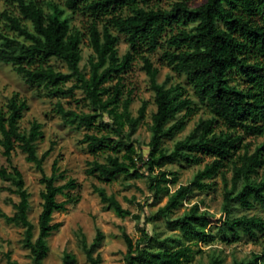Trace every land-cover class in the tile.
<instances>
[{
	"label": "trees",
	"instance_id": "1",
	"mask_svg": "<svg viewBox=\"0 0 264 264\" xmlns=\"http://www.w3.org/2000/svg\"><path fill=\"white\" fill-rule=\"evenodd\" d=\"M14 1L20 16L7 15V19L16 36L0 33V63L12 65L30 87L42 89L47 96L65 98L72 97L76 89L83 92L90 112L65 108L61 103H57L56 112L65 124L87 130L82 142L92 155H104L103 160L94 158L88 163L86 174L106 182L119 176L144 177L154 201L166 197L165 203L146 217V222L163 218L166 227L177 233L160 238L137 224L141 236L133 241L123 232L127 246L125 264H191L194 255L201 252V243L216 238L226 243L242 236L264 238V0H205L193 8L186 0L176 1L170 8L152 5L155 0H63V5L48 2L47 11L36 0ZM67 12L89 17L87 35L92 55L88 73L80 67L83 33L71 26ZM23 20L30 23L31 29ZM114 31L123 34L128 44L122 55L118 53ZM157 49L166 65L185 76L193 95L210 114L176 140L171 150L163 146L164 139L173 138L183 129L195 106L182 85L167 86V80L157 81L158 68L149 57ZM137 57L149 77L156 105L150 116L146 158L133 136L146 116L147 101L142 102L134 116L130 111L132 99L129 94L124 95L123 84V74ZM51 58L64 62L67 71L56 70L49 63ZM69 81L73 83L67 87ZM27 109L26 100L17 94L0 105V145L10 165L0 166V178L10 183L14 189H8L19 197L15 212L9 215L0 211V217L6 223L23 227L21 244L29 250L31 264H42L49 250L47 238L61 225L53 221V213L65 210L76 199L70 190L78 183L73 178L58 183L66 176L56 160L51 174L44 173L43 162L52 147L41 155L37 153V141L43 135L41 123L34 121L28 131L19 128ZM218 123L226 129L216 131ZM246 135L262 137L252 151L243 142ZM16 147L41 172L43 189L39 193L36 237L35 225L28 218L30 194L22 172L11 162ZM204 154L212 160L189 183L179 184L171 191L170 185L178 182V172L164 166L199 164ZM217 175L223 182L220 215L201 210L199 203H193L172 217L194 190H212L215 183L205 180ZM92 189L104 209H111L120 217L140 219V214L123 207L116 195L103 186L93 184ZM58 195L66 198L59 201ZM234 203L244 209L259 208L261 214L232 216ZM102 239L100 230L91 244L84 235L80 237V246L90 264L101 263L100 254L95 251ZM75 262L74 254L67 253L62 264ZM6 263L18 264L9 252ZM208 264H222V259L214 256ZM231 264H264V242L260 252L234 259Z\"/></svg>",
	"mask_w": 264,
	"mask_h": 264
},
{
	"label": "rangeland",
	"instance_id": "2",
	"mask_svg": "<svg viewBox=\"0 0 264 264\" xmlns=\"http://www.w3.org/2000/svg\"><path fill=\"white\" fill-rule=\"evenodd\" d=\"M47 11V3L55 2L63 5V0H36ZM179 0H155L152 5L161 8H170L171 5ZM205 0H186L189 7L193 8L202 4ZM70 24L72 27L79 29L83 33L81 43L82 59L80 67L84 72L88 73L89 57L92 55V49L89 45L87 35V27L89 25V17L82 13L70 14ZM7 15L14 17L20 16L17 3L14 0H0V33L7 36H16L15 31L10 27ZM28 28L31 25L28 21H24ZM100 27L101 24L98 23ZM118 36L117 49L120 55L124 54L128 49L123 34L116 31ZM149 57L155 67L158 68L157 81L167 82V86L180 84L184 87L185 93L194 101L195 111L186 118L185 125L182 130L178 131L173 138H165L163 146L171 150L176 140L185 137L197 124L201 118L210 117L207 109L201 105L197 98L193 95L192 88L182 74L176 73L172 68L166 65L161 59V50L157 49L149 53ZM49 63L56 70L67 71L64 62L51 58ZM142 61L137 57L131 67L123 74L124 95L131 97L130 111L135 116L138 108L143 101H147L146 116L138 125L133 138L137 141L139 149L146 158L149 152L147 142L150 138L149 124L150 116L155 111L154 93L150 87V80L145 70L142 68ZM72 81L66 83V86L72 85ZM13 94L26 100L28 109L24 111L19 121V128L22 131H28L31 124L37 121L42 124V137L37 141V153L41 155L49 147H52L50 154L43 162V170L46 175L51 174L52 163L56 160L60 171H64L65 179L59 180L63 183L68 178H73L78 186L70 190V195L76 198L74 201L66 205L65 210L55 211L53 213V221L60 222L59 228L54 231L48 238L49 246L46 257L42 260V264H62L63 258L67 253L74 254L76 258L75 264H90L86 255L80 246V237L84 235L86 242L91 244L97 231L103 233V239L97 246L95 254L101 256L100 264H125V254L127 246L122 233L125 232L129 237L136 241L141 236L137 228V224L144 228L151 235H157L160 238L169 235H175L177 231L168 229L163 218H158L152 222H146V217L153 215L157 208L163 205L166 197H161L158 201H154L151 192L147 188L146 179L144 177L135 179H125L122 176L106 182L99 180L95 176L86 174L85 170L88 163L94 158L103 160L104 155H92L86 143L82 142L85 128L76 129L65 124L56 112L57 103H61L65 108L74 109L78 112H90L88 101L84 98V94L80 89H76L72 97H50L40 88L30 87L24 79L17 74L12 65L0 63V105L6 104L7 98ZM182 113L177 115L180 117ZM107 119V117L105 116ZM172 123V122H171ZM226 127L221 123L217 124L216 131L225 130ZM91 132V131H90ZM1 136V135H0ZM262 140L261 136L246 135L243 142L248 143L250 151H252L257 143ZM242 150V149H241ZM240 150V151H241ZM210 155L204 154L203 160L199 164L182 166L178 163H171L164 166V169L178 172V182L170 185L171 191L179 184H186L191 181L195 173L202 169L204 164L211 161ZM11 162L22 172L26 190L29 192V210L28 218L35 225V237L37 236V218L40 212L41 198L40 191L43 184L40 182L41 172L36 169L33 163L26 161L25 154L16 147L12 152ZM0 166L9 168L3 148L0 145ZM260 169L259 173L261 174ZM231 176V166L226 169V177L229 180ZM205 181L214 182V188L209 191L194 190L187 199L183 201L182 206L172 215L175 217L181 214L185 209L189 208L193 203H199L201 210L220 215L223 200V182L221 176L217 175L213 179ZM103 186L108 193H114L123 207L129 209L132 213L140 214V219L135 220L131 216L120 217L111 209H104L100 199L92 189V185ZM14 187L0 178V211L12 215L15 212L14 204L19 201L17 194L12 192ZM134 197V201H130ZM66 196L58 195L59 201L65 199ZM137 203H141V208ZM232 216L241 214L252 215L261 214L259 208L244 209L237 203L233 204ZM23 237V227L6 223L3 217H0V264L6 263V254L9 252L12 259L18 264H31L29 250L21 244ZM264 238L252 240L242 236L240 239L226 243L219 238L209 243H201V252L196 253L191 264H208L212 257L222 259V264H231L234 259H243L251 256L253 252H260ZM196 248V246L194 245Z\"/></svg>",
	"mask_w": 264,
	"mask_h": 264
}]
</instances>
